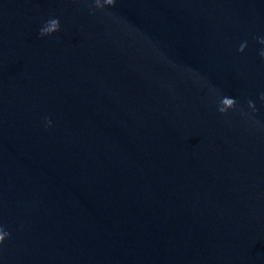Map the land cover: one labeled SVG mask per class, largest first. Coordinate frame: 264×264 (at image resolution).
<instances>
[{
    "label": "water",
    "instance_id": "obj_1",
    "mask_svg": "<svg viewBox=\"0 0 264 264\" xmlns=\"http://www.w3.org/2000/svg\"><path fill=\"white\" fill-rule=\"evenodd\" d=\"M261 38L264 0H0V264H264Z\"/></svg>",
    "mask_w": 264,
    "mask_h": 264
},
{
    "label": "clouds",
    "instance_id": "obj_2",
    "mask_svg": "<svg viewBox=\"0 0 264 264\" xmlns=\"http://www.w3.org/2000/svg\"><path fill=\"white\" fill-rule=\"evenodd\" d=\"M116 4V0H94V7L97 10H103L106 7H114ZM60 29V21L58 18L51 19L47 21L46 25L40 29V36H49L53 33L59 31ZM261 44H264V38L259 40ZM247 47V42H243L240 44L239 48L237 49L238 52L243 53ZM259 55L262 59H264V50H261ZM217 92L218 95V103H217V111L221 115H226L230 110H235L237 108V100L233 97H229L226 95H219L218 90H214ZM260 99L264 101V93L260 95ZM248 106L255 111V104L253 101H248ZM46 125L51 126V120H46ZM10 234L5 231L2 227H0V244L4 242V240Z\"/></svg>",
    "mask_w": 264,
    "mask_h": 264
}]
</instances>
